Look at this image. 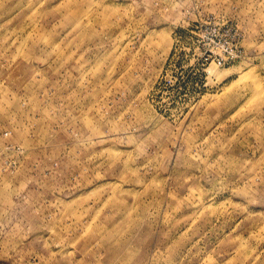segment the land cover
Returning a JSON list of instances; mask_svg holds the SVG:
<instances>
[{
  "label": "rangeland",
  "instance_id": "374dc122",
  "mask_svg": "<svg viewBox=\"0 0 264 264\" xmlns=\"http://www.w3.org/2000/svg\"><path fill=\"white\" fill-rule=\"evenodd\" d=\"M0 264H264V0H0Z\"/></svg>",
  "mask_w": 264,
  "mask_h": 264
},
{
  "label": "built area",
  "instance_id": "2783aa9c",
  "mask_svg": "<svg viewBox=\"0 0 264 264\" xmlns=\"http://www.w3.org/2000/svg\"><path fill=\"white\" fill-rule=\"evenodd\" d=\"M229 25L226 22L219 23L212 19H208L199 25L197 35L200 37L199 40L207 45L203 53L198 55L202 66L213 63L217 68L223 67L242 54V50L237 47V43L243 36L241 31L236 28L233 29L230 37L232 42L221 40L229 32Z\"/></svg>",
  "mask_w": 264,
  "mask_h": 264
}]
</instances>
